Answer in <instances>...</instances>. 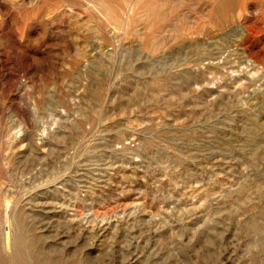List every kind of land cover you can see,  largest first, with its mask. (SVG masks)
<instances>
[{"label": "rangeland", "instance_id": "obj_1", "mask_svg": "<svg viewBox=\"0 0 264 264\" xmlns=\"http://www.w3.org/2000/svg\"><path fill=\"white\" fill-rule=\"evenodd\" d=\"M222 3L0 0V264H264V0Z\"/></svg>", "mask_w": 264, "mask_h": 264}, {"label": "bare ground", "instance_id": "obj_2", "mask_svg": "<svg viewBox=\"0 0 264 264\" xmlns=\"http://www.w3.org/2000/svg\"><path fill=\"white\" fill-rule=\"evenodd\" d=\"M220 2H223L222 5L224 8H232V5H234L236 0H218ZM8 220V219H7ZM9 221V220H8ZM9 235V234H8ZM7 236V235H6ZM7 238V237H6ZM9 238H7L8 240ZM8 242V241H7Z\"/></svg>", "mask_w": 264, "mask_h": 264}]
</instances>
